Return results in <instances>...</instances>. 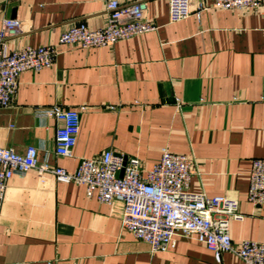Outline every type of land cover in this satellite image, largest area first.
Here are the masks:
<instances>
[{
	"label": "crops",
	"instance_id": "crops-1",
	"mask_svg": "<svg viewBox=\"0 0 264 264\" xmlns=\"http://www.w3.org/2000/svg\"><path fill=\"white\" fill-rule=\"evenodd\" d=\"M109 1L0 0V24L12 12L22 21L7 48L55 44L80 23L98 29ZM117 1L145 2L158 29L112 47L61 49L52 67L22 73L13 103L0 108V148L22 155L35 147L39 163L68 172L108 150L138 158L145 170L164 148L187 155L195 171L190 191L239 201L243 218L230 222L233 244L264 243V207L246 201L251 163L264 158V6L168 24V0ZM52 107L80 112L70 158L55 155L57 121L35 116ZM122 208L49 175L16 176L0 207V264H243L231 253L217 262L184 237L151 253L122 230Z\"/></svg>",
	"mask_w": 264,
	"mask_h": 264
},
{
	"label": "built area",
	"instance_id": "built-area-1",
	"mask_svg": "<svg viewBox=\"0 0 264 264\" xmlns=\"http://www.w3.org/2000/svg\"><path fill=\"white\" fill-rule=\"evenodd\" d=\"M263 6L264 0H168V24L192 16L200 20L201 14L209 10L259 13ZM106 8L105 24L98 29L80 23L63 31L55 44L27 45L12 50L7 48L6 40L21 34L22 21L4 19L0 24V108H8L13 103L22 73H37L52 67L61 49L112 47L119 41L158 29L147 17V4L143 1L123 5L110 0ZM35 116L39 120L54 118L57 121L55 155L72 157L80 112L60 107L38 108ZM31 171L41 180L49 175L59 183L83 186L86 198L96 199L100 204L121 203L122 230L146 243L151 253L167 252L175 247L177 237H184L205 246L217 262L222 254L231 253L243 264H264V243L242 240L234 245L231 240L230 222L243 218L237 199L207 197L202 192L190 191L195 171L187 155L164 148L159 161L145 170L138 158L108 150L96 158L80 160L76 170L68 172L39 163L35 147H28L22 155L0 148V207L8 182ZM248 181L246 201L254 207H264V158L252 161Z\"/></svg>",
	"mask_w": 264,
	"mask_h": 264
},
{
	"label": "water",
	"instance_id": "water-1",
	"mask_svg": "<svg viewBox=\"0 0 264 264\" xmlns=\"http://www.w3.org/2000/svg\"><path fill=\"white\" fill-rule=\"evenodd\" d=\"M9 18H15L14 12H12L10 15H8ZM119 176H122V171L119 173Z\"/></svg>",
	"mask_w": 264,
	"mask_h": 264
}]
</instances>
